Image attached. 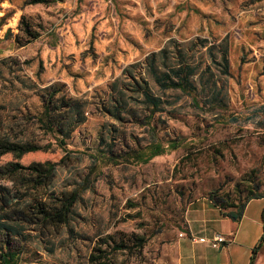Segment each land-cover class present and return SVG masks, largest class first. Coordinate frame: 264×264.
<instances>
[{
	"label": "rangeland",
	"instance_id": "obj_1",
	"mask_svg": "<svg viewBox=\"0 0 264 264\" xmlns=\"http://www.w3.org/2000/svg\"><path fill=\"white\" fill-rule=\"evenodd\" d=\"M24 2L0 3V136L44 148L0 157V174L16 162L56 167L37 190L27 173L0 176V220L26 203L53 213L80 183L93 188L79 194L67 224L23 225L27 236L11 240L18 264H89L99 248L114 264H178L175 241L189 203L214 193L237 206L254 188L264 192V0ZM22 18L38 38L20 30ZM181 65L196 68L194 101L153 78ZM129 75L143 77L162 101L150 123ZM49 87L56 107L62 98L86 103L85 122L64 145L38 122ZM119 98L116 120L107 111ZM153 142L166 153L146 164L121 160ZM109 236L131 242L112 255Z\"/></svg>",
	"mask_w": 264,
	"mask_h": 264
},
{
	"label": "trees",
	"instance_id": "obj_2",
	"mask_svg": "<svg viewBox=\"0 0 264 264\" xmlns=\"http://www.w3.org/2000/svg\"><path fill=\"white\" fill-rule=\"evenodd\" d=\"M7 0H0V3ZM25 5H37V4H49V0H25ZM21 31L26 35L30 36L32 39L38 38L37 34L31 33L29 25L24 24V18L21 19ZM23 25V27H22ZM150 61L154 60V55L149 57ZM221 63L224 68V72L228 71V60L225 55L221 56ZM128 69L123 70V74L127 73ZM196 73V68L190 65H181L178 68L170 69L167 73L154 74L153 78L157 85L163 90H179L183 95L190 97L193 101L195 100L194 94L196 88L190 82V78ZM132 84L135 89L139 92L141 96L142 104H144L147 114L144 116L146 122L151 121L153 116L160 110L162 105L161 99H158L152 96L149 92L148 82L143 77L130 76ZM54 87H49V90L52 92L47 93L43 96V112L38 117V122L40 125L45 128L48 132L59 133L62 137L60 142L64 145L67 138L70 137V134L73 130L83 124L86 120L84 106L85 102L80 100L70 99L66 100L64 98L60 99V105L56 109V100L54 96L56 91ZM114 107L109 111V114L113 116L116 120H121L122 112V99H116ZM60 108H66L67 115H61L59 110ZM59 118V120H52V116ZM44 147H40L36 144L30 142L24 143H15L11 142L9 139L0 136V157L11 154L15 160H20L23 156L29 153H34L43 150ZM171 149L176 148L171 146ZM166 153V149L162 147L159 143H150L145 146L143 149L132 150L129 153L125 154L123 161L130 163H141L146 164L151 159L161 156ZM112 155V152H110ZM108 161L112 162L113 156L108 157ZM56 164L51 162L45 163H32L29 166H23L20 163H9L7 166L2 168V173L0 176L8 177H17L19 174L27 173L30 176L33 183V187L37 190L42 186H45L47 182L51 180L54 175ZM19 178V177H17ZM16 179V178H15ZM80 191L76 190V193L69 198L63 204L60 210H55L53 213L48 212L46 207L41 204H31L26 203L25 207H17L8 213L9 222L3 223L0 220V234L3 236L4 242L0 246V264H18L20 260V251L19 245L16 243V247H11V240L24 239L27 235H24L21 230H23V225L36 224L39 220L43 222H48L50 225H61L67 224L72 213V207L77 202L79 194L93 188V183H80ZM8 193H5L7 195ZM264 197L263 193H258L257 188L250 191V195L239 205H234L231 201H225V204L218 200L216 194L211 193L208 199L218 207L223 215L230 217L231 219L238 221L241 219L244 208L248 201L255 198ZM4 198V192H3ZM0 200H2V193L0 192ZM229 209V211H227ZM263 220H264V210H263ZM17 235V236H16ZM108 239L111 240L112 245V255L118 251L126 250L128 245L131 242L130 237L120 238L115 240L111 236L104 239V245L109 248ZM139 246H143L142 239H138ZM264 242V228L263 236L259 242ZM97 251L96 254L95 252ZM95 252H92L89 256V264H114L111 257L108 255L107 249L99 248L95 249Z\"/></svg>",
	"mask_w": 264,
	"mask_h": 264
},
{
	"label": "crops",
	"instance_id": "obj_3",
	"mask_svg": "<svg viewBox=\"0 0 264 264\" xmlns=\"http://www.w3.org/2000/svg\"><path fill=\"white\" fill-rule=\"evenodd\" d=\"M264 197L248 201L242 217L235 221L208 198L189 203L184 212L182 230L175 241L178 264H264ZM223 235L226 242L213 249L192 243L188 236L211 239Z\"/></svg>",
	"mask_w": 264,
	"mask_h": 264
},
{
	"label": "built area",
	"instance_id": "obj_4",
	"mask_svg": "<svg viewBox=\"0 0 264 264\" xmlns=\"http://www.w3.org/2000/svg\"><path fill=\"white\" fill-rule=\"evenodd\" d=\"M186 235L184 234H179V237H185ZM188 239L192 242V243H201V244H206L208 246H210L213 249H217L219 247H221L225 242L226 239L223 235H215V237L211 238V239H207L204 237H193V236H188Z\"/></svg>",
	"mask_w": 264,
	"mask_h": 264
},
{
	"label": "water",
	"instance_id": "obj_5",
	"mask_svg": "<svg viewBox=\"0 0 264 264\" xmlns=\"http://www.w3.org/2000/svg\"><path fill=\"white\" fill-rule=\"evenodd\" d=\"M60 1H62V0H60Z\"/></svg>",
	"mask_w": 264,
	"mask_h": 264
}]
</instances>
